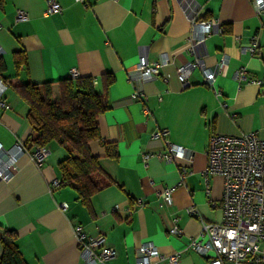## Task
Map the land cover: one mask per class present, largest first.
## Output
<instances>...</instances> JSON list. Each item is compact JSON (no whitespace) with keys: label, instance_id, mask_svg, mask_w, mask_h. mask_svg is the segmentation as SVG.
<instances>
[{"label":"crops","instance_id":"1","mask_svg":"<svg viewBox=\"0 0 264 264\" xmlns=\"http://www.w3.org/2000/svg\"><path fill=\"white\" fill-rule=\"evenodd\" d=\"M55 1L60 12L45 15L47 0H0V78L7 85L3 101L9 106L0 107V145L9 150L33 135L28 106L14 88L51 83V101L58 102L61 80L91 78L101 92V79L110 74L108 109L99 114L98 139L88 147L111 184L83 202L75 184L53 186L62 180L63 147L48 144L41 168L27 153L32 149L21 154L12 179L0 180V240L7 231L13 233L26 264H80L72 230L78 224L89 236L104 235L116 250V257L104 264H135L144 241H152L164 255L178 252L176 264H208L211 257L186 249L202 222L222 221L223 181L212 176L205 182V150L214 133L252 132L264 140V84L233 78L243 68L249 78L264 80V18L249 0H187L198 19L214 18L223 27L197 49L206 67L227 56V66L213 82L220 92L216 96L197 67L186 86L176 79L175 65L194 59L187 49L190 22L181 0ZM17 10L25 11L27 20L17 21ZM253 36L255 53L243 52ZM161 54L172 59L168 80H137L139 57L155 61ZM133 92L143 98L131 99ZM164 129L165 139L185 150L184 158L167 159V143L151 138ZM168 186H175L172 203L160 207L159 194ZM173 224L182 230L180 236L170 234Z\"/></svg>","mask_w":264,"mask_h":264},{"label":"built area","instance_id":"2","mask_svg":"<svg viewBox=\"0 0 264 264\" xmlns=\"http://www.w3.org/2000/svg\"><path fill=\"white\" fill-rule=\"evenodd\" d=\"M83 2L84 0H76ZM183 2L190 22V35L187 40V49L194 55V59L181 65H175V76L178 82L186 86L193 69H200L205 84L211 88L216 96L220 92L214 88L215 77L227 66V56H223L213 67H206L202 57L197 55L206 38L214 33L221 34L223 27L214 19H198L195 6L187 0ZM255 13L264 18V0H249ZM61 6L55 0H47L45 15L58 13ZM189 14V15H188ZM17 21L27 20V14L23 10H17ZM257 47L256 36L251 42L241 48L243 52L254 54ZM172 59L168 54H161L155 61H149L144 56L139 57L135 66L136 79L146 82L161 76L168 80L170 74L167 68L171 66ZM75 75V72H71ZM233 78L238 83L252 82L257 85L264 84V80H253L247 76L245 69L234 71ZM93 80V85L96 84ZM7 85L0 78V107L9 108L3 101V93ZM143 93L133 92L131 99L139 100ZM226 107V104H222ZM167 131L158 130L151 134L154 140L163 139L168 145L167 159L184 158L185 150L181 146L171 144L166 138ZM27 152L23 145L17 142L9 150H4L0 145V180L10 181L17 158ZM37 168H41L47 161L49 151L47 146H36L27 152ZM207 166L203 172L204 180L209 182L212 176H219L223 181L220 209L222 221L220 223H201V230L195 237L189 238L186 249L194 251L203 257H211L208 264H264V140L255 133H243L238 136H225L211 134L205 150ZM149 154L144 155L147 160ZM191 161V156L186 157ZM184 178V173L180 181ZM53 186L59 187V181H53ZM208 186V185H207ZM208 188V187H207ZM175 186L164 188L160 194L159 206H168L172 203V195ZM142 205V200H138ZM63 208L66 204H62ZM73 236L81 255L80 264H104L116 257V250L107 244L102 234L89 236L81 225H73ZM170 234L180 236L182 230L176 225L170 228ZM135 264H154L168 262L176 264L180 254L164 255L152 241L142 242L136 251ZM212 254L213 256H211Z\"/></svg>","mask_w":264,"mask_h":264},{"label":"trees","instance_id":"3","mask_svg":"<svg viewBox=\"0 0 264 264\" xmlns=\"http://www.w3.org/2000/svg\"><path fill=\"white\" fill-rule=\"evenodd\" d=\"M20 62V57L15 60L17 68ZM2 69L0 62V73ZM113 83V76L105 75L99 92L91 78L74 82L61 80L58 102L51 101V83H26L14 88L28 106L26 119L33 132L23 144L24 149L29 151L51 142L63 147L67 156L58 164L62 178L60 185L75 184L83 202L111 184L97 158L90 154L88 145L98 139L97 118L108 109L107 93ZM0 246V264H26L16 247L13 233L7 231Z\"/></svg>","mask_w":264,"mask_h":264}]
</instances>
